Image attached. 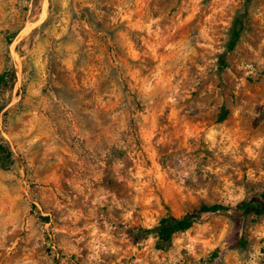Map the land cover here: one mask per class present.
I'll return each instance as SVG.
<instances>
[{
	"label": "rangeland",
	"instance_id": "obj_1",
	"mask_svg": "<svg viewBox=\"0 0 264 264\" xmlns=\"http://www.w3.org/2000/svg\"><path fill=\"white\" fill-rule=\"evenodd\" d=\"M4 73L0 264H264V215L130 235L260 202L264 0H0Z\"/></svg>",
	"mask_w": 264,
	"mask_h": 264
},
{
	"label": "trees",
	"instance_id": "obj_2",
	"mask_svg": "<svg viewBox=\"0 0 264 264\" xmlns=\"http://www.w3.org/2000/svg\"><path fill=\"white\" fill-rule=\"evenodd\" d=\"M245 17V16H244ZM243 16H238L233 24V31H232V37L229 43L228 51H234L242 33L245 30L244 26V18ZM221 70H224L227 68L226 63V57L223 55L221 57ZM9 74L4 73L0 75V88L3 84L7 83ZM225 117H223L222 120H224ZM231 212V217L234 221H241L243 219H246V217L250 214H255L257 216L264 215V193L261 196V200L259 203H256L254 205H249L247 202L239 203L234 208H229L221 204L217 205H203L198 211L197 215H185L181 218L175 217L173 214L170 213L168 210V213L161 218L158 225L153 228H135L130 230V235L135 241H139L141 239H146L150 236H154L157 238L156 247L158 250L166 251L169 248L172 247L173 238L175 235L180 233H186L189 231L194 224L197 223V220L199 218V215L201 214H207V213H221V212ZM246 242L243 241L242 246L245 247Z\"/></svg>",
	"mask_w": 264,
	"mask_h": 264
}]
</instances>
